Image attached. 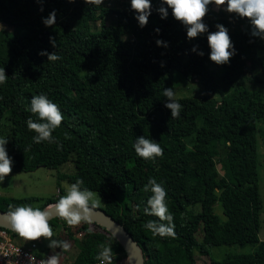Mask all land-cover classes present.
<instances>
[{
	"label": "trees",
	"instance_id": "1",
	"mask_svg": "<svg viewBox=\"0 0 264 264\" xmlns=\"http://www.w3.org/2000/svg\"><path fill=\"white\" fill-rule=\"evenodd\" d=\"M106 2L0 0V22L19 29H0V68L8 76L0 84V119L6 123L12 171L40 166L57 170L58 185L82 179V187L103 199L100 208L139 243L145 264H197L196 252L207 255L209 264H264L257 139L258 123L264 120V39L250 35L247 18L227 12L225 6L208 5L203 22L209 32L223 24L236 49L228 64L217 65L209 59L207 33L187 38L186 27L171 8L161 19L156 11L161 0H151L152 12L143 28L130 1L121 6ZM53 9L55 31L27 33L47 28L42 17ZM49 36L55 37L56 49ZM157 39L168 46H157ZM194 45L203 56L192 51ZM41 50L56 51L61 59L48 61L38 55ZM177 86L194 92L175 97L182 109L172 118L163 90ZM41 93L64 116L52 133L57 143H35L36 133L27 128L29 117L38 120L30 111L31 98ZM142 135L159 143L163 156H137L133 145ZM68 163L73 171L61 172ZM150 178L167 191L175 238L153 237L143 227L158 220L144 213L151 195L144 186ZM62 195L60 189L38 207ZM38 199L0 195V209L8 212L9 205H32ZM216 203L221 214L215 212ZM49 223L78 247L75 258L65 264L98 262L101 244L112 247L113 264L126 259L116 238L95 223L69 226L59 217ZM220 245L254 249L211 257L207 249ZM39 254L43 257L41 247Z\"/></svg>",
	"mask_w": 264,
	"mask_h": 264
},
{
	"label": "clouds",
	"instance_id": "2",
	"mask_svg": "<svg viewBox=\"0 0 264 264\" xmlns=\"http://www.w3.org/2000/svg\"><path fill=\"white\" fill-rule=\"evenodd\" d=\"M37 2L42 3V0H37ZM69 2H75V0H69ZM84 2L95 6L104 4V0H84ZM213 3L218 7L225 6L227 12L234 13L242 19L247 18L251 28L250 35L264 39V0H161L156 11L160 14L161 19H166L168 9L171 8L173 17L186 27V34L189 39L207 33L211 50L209 59L217 65H224L230 62V58L235 54L236 49L228 29L223 24H216L217 31L209 32L208 25L203 22V18L208 12V5ZM130 6L135 13L138 25L141 28L145 27L152 12L151 0H130ZM40 11H43V7ZM56 21L57 12L55 9L47 17H42V23L46 27H52ZM155 31L158 33L159 29L157 28ZM49 42L56 49L57 42L54 36H49ZM156 44L157 46H168L167 42L161 39H157ZM192 51L197 52L198 55H204L203 51H198V46L194 45ZM38 55H46L48 61L52 62L61 59L56 51L49 53L46 50H41ZM161 66L163 67V63ZM7 78L5 69L0 68V84L6 83ZM163 96L167 98L164 106L171 110V117L178 118L182 105L176 100L173 88H164ZM30 111L38 117L36 121L31 117L26 121L27 128L36 133L33 136V141L35 143L43 141L57 143L52 133L64 119L59 106L50 100L46 94L41 93L31 98ZM7 143L8 138L0 137V182L4 181L5 177L12 172L13 159L7 152ZM133 147L137 156L144 159L161 157L164 152L159 143L146 138L144 135L136 138ZM83 183L82 179H77L74 183L66 185V194L60 196L54 206L49 205L43 210L39 207H33L31 204L9 205L6 217L11 229L25 240L35 241L43 237L49 240V248H60L64 252L69 251L71 245L68 241L52 239L54 232L49 221L53 217L52 209L54 207L55 215L63 219L69 226L79 225L81 222L93 224L95 212L100 206V198L95 192L82 187ZM144 191L151 193L144 207V213L155 216L158 220H148L143 227L150 231L153 237L175 238L174 217L166 203L167 191L162 182L158 183L155 178H150L144 186ZM88 231L92 232L93 229L89 227ZM100 249L96 256L100 264H113L112 247L101 244ZM59 259V254L54 252L46 258H42L38 264H59ZM29 264H37L35 257H29Z\"/></svg>",
	"mask_w": 264,
	"mask_h": 264
},
{
	"label": "rangeland",
	"instance_id": "3",
	"mask_svg": "<svg viewBox=\"0 0 264 264\" xmlns=\"http://www.w3.org/2000/svg\"><path fill=\"white\" fill-rule=\"evenodd\" d=\"M115 1L118 6H121L124 2H129L130 0H107L106 5L107 6H115ZM215 9H218L223 6H216L213 5ZM109 21L110 18H107ZM98 24V22H97ZM0 29H9V30H15L19 31L18 28H13V26H9L3 22H0ZM46 29V30H45ZM43 30H38L35 32H27L29 34H38V33H51L55 31L53 27H47ZM175 82L178 83V77H175ZM175 88V97L182 95L183 93L191 94L194 92L193 89L186 90V89H179ZM3 119H0L1 122L4 123L3 126L0 125V137H6V129L5 125L6 123L1 121ZM258 173H259V191L262 199V210H261V224L259 229V237L260 239L264 240V120L260 121L258 123ZM7 152L9 156L12 158L11 154V147L9 145V142L6 145ZM218 169H220V164L217 165ZM61 172L70 173L73 171L72 165L70 163L65 164L59 169ZM57 170H48L47 168L40 166L36 167L34 170L31 171H21V172H13L11 176H6L4 181L0 182V195H5L9 197L14 198H24V197H38L39 199L32 202L33 207H38L42 204L43 200H45L47 197L57 196L59 194V190L61 189L63 191V195H65V186L70 185L68 181L61 180L59 181L58 185V179H57ZM11 180L12 184H7V180ZM94 192V191H93ZM96 193V192H95ZM97 194V193H96ZM98 198H100V207L103 206L104 201L103 199L97 194ZM215 212L218 214H221V207L219 203L215 204ZM52 227V226H51ZM54 232V237L52 239H59V240H66L70 243L71 247L70 250L67 252L61 251L60 248L56 249H50L48 250V244L49 240L41 237L37 241L38 247H41V253L44 258L54 254V252H57L59 254V264H65L66 262H71L77 252L78 247L73 243L72 240L65 239L64 231L57 226L52 227ZM73 230L74 227H72ZM75 236V235H74ZM15 240H17V237H15ZM254 249V246L251 245H220V246H212L209 247L208 253L211 257L216 259H221L225 254H235V253H250ZM195 258L197 264H209L210 260L207 255L201 254L196 252ZM118 264H127V260L125 258H121L120 261L117 262Z\"/></svg>",
	"mask_w": 264,
	"mask_h": 264
},
{
	"label": "water",
	"instance_id": "4",
	"mask_svg": "<svg viewBox=\"0 0 264 264\" xmlns=\"http://www.w3.org/2000/svg\"><path fill=\"white\" fill-rule=\"evenodd\" d=\"M12 174L13 173L11 172L8 176H11ZM7 184H12V181L8 179ZM56 202L49 203L48 205L44 206L42 210L48 208L49 205L54 206ZM52 211H53V217L50 220L58 217L57 215H55L54 207ZM6 213L7 211L0 209V227L13 231L6 217ZM93 223L105 228L109 233H111L116 238V240L120 243V245L122 246L125 252L127 264H145L144 263L145 257L143 255V251L139 243L126 230L123 224L118 222L104 209L98 208L96 210Z\"/></svg>",
	"mask_w": 264,
	"mask_h": 264
},
{
	"label": "built area",
	"instance_id": "5",
	"mask_svg": "<svg viewBox=\"0 0 264 264\" xmlns=\"http://www.w3.org/2000/svg\"><path fill=\"white\" fill-rule=\"evenodd\" d=\"M30 256L35 257L37 264L43 258L36 240L20 242L11 230L0 227V264H29Z\"/></svg>",
	"mask_w": 264,
	"mask_h": 264
}]
</instances>
